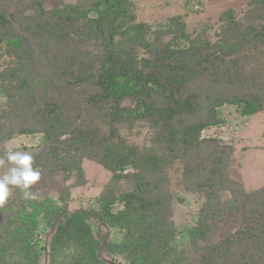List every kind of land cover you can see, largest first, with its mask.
<instances>
[{
  "label": "rangeland",
  "instance_id": "rangeland-1",
  "mask_svg": "<svg viewBox=\"0 0 264 264\" xmlns=\"http://www.w3.org/2000/svg\"><path fill=\"white\" fill-rule=\"evenodd\" d=\"M73 8L88 10L82 20L105 11L102 32L89 34L80 26L81 19L69 28L61 24L47 32L52 10L67 17ZM6 12H13V19L8 28L0 26V156L9 147L31 155L52 152L43 129L60 114L65 124L60 131L66 133L57 149L62 158H74L83 175L64 171L66 161L46 155L40 159L41 177L31 186L36 199H25L23 190L19 208L12 212L16 217L0 227V239L3 234L13 240L3 254L0 251V264H194L207 245L235 239L246 224L264 220L260 39L244 49L249 55L239 68L232 67L230 77L217 75L213 87L206 74L197 81L205 91L256 93L263 109L249 115L238 104L217 107L218 124L199 132L202 140H211L201 148L189 150L177 144L169 149L162 123L142 115V102L159 108L168 105L158 83H150L149 93L137 99L128 94L134 86L125 78L113 86L125 94L120 98H101L94 82L112 20L117 55L146 73L152 68L143 61L155 62L162 44L181 49L197 39L204 52L218 55L221 16H229L242 28L264 25V0H0V14ZM181 27L187 38L178 35ZM156 74L161 78L167 71L160 68ZM77 76L87 80L68 86ZM53 98L62 100L59 110ZM116 107L122 110L114 113ZM204 117V112L195 116ZM20 128L31 133H15ZM10 132L14 134L8 138ZM117 156H127L132 163L118 167L121 175L116 178L103 162L117 166ZM14 166L5 162L0 175ZM79 180L85 184L77 185ZM32 188L26 192L32 194ZM65 189H69L66 199L61 195ZM124 197L131 200L125 203ZM158 200L161 204L155 203ZM63 206L97 212L101 220L92 217L85 225L95 238L102 240L107 234V247L102 245L97 253L77 226H67L52 241L59 212L55 208ZM197 228L202 232L197 234Z\"/></svg>",
  "mask_w": 264,
  "mask_h": 264
},
{
  "label": "trees",
  "instance_id": "trees-1",
  "mask_svg": "<svg viewBox=\"0 0 264 264\" xmlns=\"http://www.w3.org/2000/svg\"><path fill=\"white\" fill-rule=\"evenodd\" d=\"M102 3L103 2H100V4ZM93 9L94 7L91 8V10ZM86 11L88 10H85V12ZM51 12L53 13L52 20L47 32L55 30V27L60 26L61 24H66L67 28H69V26L75 24L78 19H81V16L85 15V12H81L79 8H73L68 12L67 17L60 16L61 11L54 12L52 10ZM104 14L105 11L95 18L85 17L84 20L81 19L82 22L80 26L83 30H87L89 34L96 35L98 31L102 32L101 28H104L105 26ZM11 19H13V12L0 14V26L8 28V23L12 22ZM220 21H222L223 29L220 32L221 43H218L217 47V50H219L218 55L212 56L210 52H204V48L198 44L199 40L197 39H193L192 44L189 47L181 49H174L171 48L169 44H162L159 49V54L155 57V62H153V58L143 61L145 67L152 68V70L145 73L144 70L136 68L133 65V61L121 58L117 55L116 48L112 44L115 33L113 26L116 21L112 20L108 23L110 30L107 32V39L103 44L106 51L104 56H102V59H100L97 76L94 81L99 87L97 94L100 93L99 96L101 98H120L125 96L124 93L118 92L117 89L113 87L117 79L122 77L127 79L134 86L132 91L128 94H132L137 99H140V95L143 93L145 95L149 93L150 83L156 85L158 83L161 89L166 93L168 105L159 108L154 107L152 102H142L145 106L143 110L144 114L142 115L149 116V118H151L152 121L154 120L155 123H162L163 130H165L163 137L166 141L167 147L169 149H174L175 145L182 144L185 148L191 150L207 145L208 141L211 142V140H202L199 137V132L209 125L218 124L216 118L217 107L225 103L238 104L242 106V113L249 115L263 109V104L258 100L256 93H230L227 90H223L225 91L223 93H221L222 90L220 92H216L215 90L205 91L202 86L198 85L197 80H199V77L203 74H206L211 78L213 83L210 85L211 87L219 81L217 75L230 77L232 67L239 68L241 59H245L249 55L248 53H243L244 49L246 48L249 50V47L255 45L259 39L264 43V25L251 24V26L248 25L245 26V28H242L240 23L232 20L229 16L226 18L221 16ZM30 28L31 25L29 24L27 25L26 30L30 32ZM178 35L184 38L188 37L187 34L183 33V27H181V31ZM169 60H173L171 68H167L169 66ZM159 67L163 71H167V76L161 78L157 77L156 71L160 69ZM9 73L10 71H8V74ZM85 80H87L86 77L77 76L76 80H69L67 85L74 87L79 84V82ZM21 83H26V80H22ZM231 83L232 82L230 81L229 84ZM188 87H192V90H184ZM52 102L57 104V110H59L62 100L53 98ZM121 110V107H116L114 113ZM202 112H204L206 117L201 119L195 118L197 114ZM64 126L65 124L62 122V116L59 114L55 122H51L43 129V132H45L47 138L50 140V145L53 146L54 149L52 152L43 151L42 153L32 155L34 158L33 168L40 167L42 165L40 159L46 155L59 163L66 161L67 164H64L63 167L64 171H77L78 174L83 175L82 166L78 165L74 158H62L57 149V147L65 141L62 135L66 133V130L60 131ZM15 133L29 134L31 131L28 128H20ZM9 134L10 136H7L8 138L12 137L14 132H10ZM5 136L6 135H3L1 138L4 139ZM81 147L82 146H79L77 149ZM216 148H218V146H216ZM230 148L232 149L231 146L228 147V149ZM116 160L117 166L112 167L108 165L107 162H103V166L104 168L113 171L115 173L114 176L117 178L121 175L117 172L118 167L121 168L132 162L127 156H117ZM154 160L156 161L157 159L154 158ZM153 168L154 165H151V169ZM125 175L129 176L127 174ZM140 175L139 177H141ZM79 181L80 182L77 185L85 184V178L84 181ZM9 188L10 195L6 199L4 205L0 206V227L3 225H10L12 218L16 217V214L14 213L13 216L12 212L18 210L20 204H18V201L22 191L25 190H22L19 186L12 185H9ZM31 188L32 187L29 189ZM149 190L150 189L147 188L146 191L149 192ZM26 191L29 190L26 189ZM68 192L69 189L63 190V193L65 194H61L62 197L66 199L68 197ZM34 193L35 190L33 187L32 194ZM64 198H62V200ZM65 199L63 201H66ZM123 199L125 203H128L131 200V198L128 199L127 197H124ZM155 203L161 204V200H158ZM55 210H59V212L54 216L53 225H56L57 228L54 231L55 235H52V241H56L57 233L59 231L63 233L67 226H77L83 230L84 236L90 238L89 242H91L93 247L95 244L97 253L102 250V245H106L107 247V234H104L105 237L102 240L99 236L95 238L91 235L89 225H85L87 223L86 221L92 217L101 220L97 212L82 208L68 210L67 206H63L62 208L57 207ZM212 215H214V213ZM255 224L256 226H254ZM202 228H197V234L202 232ZM241 231V234L235 239L229 237L228 241L221 240L218 243H212L204 247V250L197 254L194 264H264V220L260 221L259 218L254 219L250 224L248 223L243 226ZM2 233L5 232L2 231ZM232 236L235 237V234H232ZM8 241L10 243H8ZM12 241L13 240L10 237L8 238L6 235H1L0 251H2V254L10 245H13ZM93 247L91 250L94 249ZM25 250L27 251V248ZM5 263L7 262L2 261L1 264Z\"/></svg>",
  "mask_w": 264,
  "mask_h": 264
},
{
  "label": "clouds",
  "instance_id": "clouds-1",
  "mask_svg": "<svg viewBox=\"0 0 264 264\" xmlns=\"http://www.w3.org/2000/svg\"><path fill=\"white\" fill-rule=\"evenodd\" d=\"M33 156L25 151H14L12 147L6 149L5 155L0 156V166L5 162L14 167L0 175V206H3L10 195L9 185L19 186L22 190L29 189L41 177L38 168H33ZM25 199H36L34 194L23 192Z\"/></svg>",
  "mask_w": 264,
  "mask_h": 264
}]
</instances>
